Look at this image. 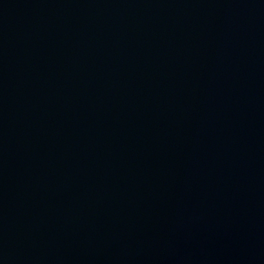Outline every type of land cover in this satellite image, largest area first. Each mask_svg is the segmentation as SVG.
Wrapping results in <instances>:
<instances>
[{
	"label": "water",
	"instance_id": "95a60500",
	"mask_svg": "<svg viewBox=\"0 0 264 264\" xmlns=\"http://www.w3.org/2000/svg\"><path fill=\"white\" fill-rule=\"evenodd\" d=\"M0 264H264V0H0Z\"/></svg>",
	"mask_w": 264,
	"mask_h": 264
}]
</instances>
